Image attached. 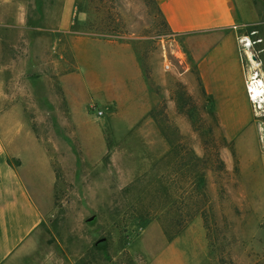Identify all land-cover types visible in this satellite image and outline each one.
Listing matches in <instances>:
<instances>
[{
  "label": "rangeland",
  "instance_id": "rangeland-1",
  "mask_svg": "<svg viewBox=\"0 0 264 264\" xmlns=\"http://www.w3.org/2000/svg\"><path fill=\"white\" fill-rule=\"evenodd\" d=\"M231 2L232 26L185 33L153 0L0 26V122L39 245L66 264H264V105L242 95L264 78V0Z\"/></svg>",
  "mask_w": 264,
  "mask_h": 264
},
{
  "label": "crops",
  "instance_id": "crops-1",
  "mask_svg": "<svg viewBox=\"0 0 264 264\" xmlns=\"http://www.w3.org/2000/svg\"><path fill=\"white\" fill-rule=\"evenodd\" d=\"M61 6L53 8V0H0V26H21L24 16L32 10L39 15L59 14V26H67L68 16L77 0H59ZM169 28L175 33L218 29L235 22L231 0H155ZM221 68H224L222 64ZM227 69V68H226ZM242 95L246 105L252 107L247 86ZM229 101L227 105H229ZM221 103L219 109L232 110ZM15 124V122H12ZM0 122V264H66L55 249L39 245L37 233L44 215L35 194L14 163L19 153L14 145L16 137L9 139ZM10 147H13L11 150Z\"/></svg>",
  "mask_w": 264,
  "mask_h": 264
},
{
  "label": "bare ground",
  "instance_id": "bare-ground-1",
  "mask_svg": "<svg viewBox=\"0 0 264 264\" xmlns=\"http://www.w3.org/2000/svg\"><path fill=\"white\" fill-rule=\"evenodd\" d=\"M249 45V44H248ZM248 56L251 59L252 66L254 68L259 66L258 62H255L252 58V53L248 51ZM259 73L251 74L250 78L248 77V87H250L249 91L251 92V95L249 94V97L253 104L255 103L257 107H263L264 105V78L258 77Z\"/></svg>",
  "mask_w": 264,
  "mask_h": 264
},
{
  "label": "built area",
  "instance_id": "built-area-1",
  "mask_svg": "<svg viewBox=\"0 0 264 264\" xmlns=\"http://www.w3.org/2000/svg\"><path fill=\"white\" fill-rule=\"evenodd\" d=\"M246 86H247V87L249 86V85H248V80H247V85H246ZM248 89L250 90V87H249ZM249 94L251 95V92H250V91H249ZM251 97H252V95H251ZM253 105H254V107H256V108H259V107L256 106L255 103H254Z\"/></svg>",
  "mask_w": 264,
  "mask_h": 264
},
{
  "label": "water",
  "instance_id": "water-1",
  "mask_svg": "<svg viewBox=\"0 0 264 264\" xmlns=\"http://www.w3.org/2000/svg\"><path fill=\"white\" fill-rule=\"evenodd\" d=\"M252 58H253L254 60H258V57H257V55H256V54H254V53H252Z\"/></svg>",
  "mask_w": 264,
  "mask_h": 264
},
{
  "label": "trees",
  "instance_id": "trees-1",
  "mask_svg": "<svg viewBox=\"0 0 264 264\" xmlns=\"http://www.w3.org/2000/svg\"><path fill=\"white\" fill-rule=\"evenodd\" d=\"M155 3H156V1L155 0H153ZM157 4V3H156ZM160 10V9H159ZM160 12H161V10H160ZM162 14V13H161ZM165 22H166V20H165ZM166 24H167V22H166ZM168 25V24H167Z\"/></svg>",
  "mask_w": 264,
  "mask_h": 264
}]
</instances>
